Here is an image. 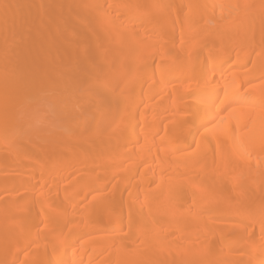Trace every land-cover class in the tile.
<instances>
[{
    "label": "bare ground",
    "instance_id": "bare-ground-1",
    "mask_svg": "<svg viewBox=\"0 0 264 264\" xmlns=\"http://www.w3.org/2000/svg\"><path fill=\"white\" fill-rule=\"evenodd\" d=\"M57 91L100 104L105 138L36 134L32 93ZM260 155L264 0H0V264H264Z\"/></svg>",
    "mask_w": 264,
    "mask_h": 264
},
{
    "label": "rangeland",
    "instance_id": "rangeland-1",
    "mask_svg": "<svg viewBox=\"0 0 264 264\" xmlns=\"http://www.w3.org/2000/svg\"><path fill=\"white\" fill-rule=\"evenodd\" d=\"M253 9H256V7H254ZM64 24L67 25V26H73L74 25V21L72 22L70 17H66ZM214 28H215L214 24L212 22L211 23L209 22V23H203L201 30L202 31L206 30L208 32V31L213 30ZM174 29H175L174 32L177 33L178 28H174ZM199 39H200V37H197L196 40H194V41H197L198 43H200L198 41ZM89 45H90V47H89ZM92 45H93V41L92 42H88V44L86 46H88V48L91 50V46ZM258 52H259L258 50L252 49V50H250L248 52L247 51L241 52L238 55L239 56L255 55ZM78 56H81V55H78ZM89 58L92 59V57H89ZM128 58H130L129 55H128ZM128 58H126V60ZM185 58L188 59V60L190 59L187 56H185ZM129 60L125 62L126 65L130 64ZM131 60H133V59H131ZM92 61H93V59H92ZM80 62H81L80 64H83V63H88L90 61H88V60L87 61L80 60ZM94 62H95V60H94ZM249 66H248V68H249ZM143 72H144V69H140L139 72H136V73L133 74L134 78L131 77V75H130V79H129V77H128L129 74L127 75L124 72L122 73L121 71H118V70L110 71L104 77H101L102 80H101V82H99L100 85H98V86H101L100 87L101 89L99 88V92L96 91V93L99 95V97H104V98H107L108 100H110L111 97L105 91V89H103L104 88V86H102L103 84H105L106 82L109 83L110 81H113V82L116 81L117 83L119 81L120 82L122 81L123 84H125L124 87H127L126 85L131 84V82L134 83V81L140 79L142 74H143ZM45 73L47 74L48 72H45ZM51 73L49 71V74H50V75L48 74L49 78L52 77ZM122 75H125V77L122 76ZM122 77H124V78H122ZM127 77H128L129 80L127 79ZM103 79H105V82H104ZM124 79H127V81H126L127 83L126 82L124 83V81H125ZM31 80L38 82V81H40V80L42 81L44 79H40V78H38L37 75H35V76L32 77ZM45 81H47V80H45ZM101 83H103V84H101ZM118 84L120 85L122 83H118ZM53 85H54V83H53ZM81 85H82V83L80 84V86ZM248 88H249V86H248ZM248 88H245L244 90H246ZM59 90L61 91L60 88H59ZM32 94H33L32 115L34 117V120H33V124L34 125L33 126H34V129L36 131V134L37 133H42V135H44L47 139H52L53 141H55V143H60V144H63V145L64 144L67 145V144H70V141H71L70 138L67 135V131L69 129H71L73 127V125L78 124V121H79V124H81V126H82L81 127L82 131L85 132L83 140H87L88 141L89 138L93 139L94 136H97L99 139H103V137L105 138V136L108 134L107 131H100L98 133H95V128L98 125L99 126H103V127H106V126L101 122L103 119L99 118V112L100 111L98 110L97 107H99L100 104H97V105L94 104L87 97L86 98L77 97V98H75L76 100H74V101L68 98V100H66L68 102H66V101L60 99L59 95H61V94L58 91L56 93L50 94L48 96H43L39 92H34ZM168 101H170V100H168ZM168 101L164 105H166L168 103ZM114 104H115L114 107H112V109L110 108L108 110V113L103 112V116H105V114H106V116L108 115L107 117H109V119L111 118L112 120L117 121V122L120 119V122H121V120L123 118L122 119L119 118L120 117L119 114L122 111V109H121L122 106H124L125 103H124L123 100L118 98V100H115ZM127 127H128L127 124H125V126L124 125L122 126V124H121L120 126H118L116 128L118 130H116L113 134L110 133L112 137H115V139L117 138V141L119 140L118 144H120L122 141H124V139H125V130L128 129ZM86 137H88V139H85ZM18 148H20V147H18V145H15V150H17ZM194 151H195V147L193 146V147L189 148L186 151L179 152L178 156L186 158V156L192 155L194 153ZM2 155L4 156V158L8 157V154H6V152H3ZM65 156L66 155L59 154L58 157H56V158L62 159ZM263 159H264V155L252 156L250 160H246V162H247L246 164H248L250 162V164L252 165L253 163H255L257 161L261 162ZM20 162L22 164H32V163L27 162V161H20ZM126 168L127 167H123V168H121L120 171L123 172ZM114 172H116V171L110 170L105 175L101 174V176L106 177L107 179H109L111 177H115V173ZM22 173H23L22 177H24L23 175L28 174V172L25 171V170H23ZM111 173L113 174L112 176H110ZM11 174L12 173L10 171H6V172L3 173V175L5 177H10V176H12ZM116 174L120 177V173L119 172H116ZM238 174H239L238 171H234L228 177H232V175L237 176ZM66 182H64V183H66ZM3 194H5V192L2 193L1 195H3ZM0 197H2V196H0ZM53 207L54 206H52V204H49V203H46V202H42L41 206L38 209H36V210H39V211H41V210L50 211V210L53 209ZM236 222L241 224V223L245 222V219H243L242 216H241L238 219V221H236ZM27 225L28 224H26V227H28ZM41 226L42 225H40V227ZM220 226L225 228L227 226V224H221ZM191 230L192 229H190V231ZM234 234H237V230L234 231ZM197 254H200V253L197 252Z\"/></svg>",
    "mask_w": 264,
    "mask_h": 264
},
{
    "label": "snow or ice",
    "instance_id": "snow-or-ice-1",
    "mask_svg": "<svg viewBox=\"0 0 264 264\" xmlns=\"http://www.w3.org/2000/svg\"><path fill=\"white\" fill-rule=\"evenodd\" d=\"M221 103H223V101H221ZM46 264H61V262L58 260H50V261H47Z\"/></svg>",
    "mask_w": 264,
    "mask_h": 264
}]
</instances>
